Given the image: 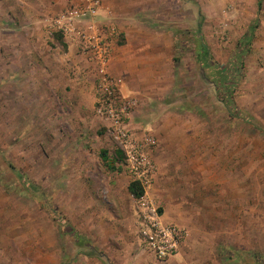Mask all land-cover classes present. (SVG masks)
Here are the masks:
<instances>
[{"label":"rangeland","instance_id":"rangeland-1","mask_svg":"<svg viewBox=\"0 0 264 264\" xmlns=\"http://www.w3.org/2000/svg\"><path fill=\"white\" fill-rule=\"evenodd\" d=\"M99 1L112 47L123 42L115 20L134 12L145 29L174 36L172 70L153 93L137 95L129 120L154 139L160 211L185 239L167 262L141 252L130 201L126 211L103 203L108 171L123 172L108 162L107 124L93 109L41 103L44 91L36 104L14 82L15 62L28 58L27 35L45 36L40 62L66 50L45 21L77 0H0V264H131L137 249L148 264H264V52L251 42L243 49L227 96L231 115L215 88L222 74L195 55L201 38L217 66L234 65L247 21L264 19V0ZM91 85L93 96L95 79Z\"/></svg>","mask_w":264,"mask_h":264},{"label":"crops","instance_id":"crops-1","mask_svg":"<svg viewBox=\"0 0 264 264\" xmlns=\"http://www.w3.org/2000/svg\"><path fill=\"white\" fill-rule=\"evenodd\" d=\"M257 2L255 3L257 4ZM252 11V18H254L257 15L258 6L253 5ZM121 18V21L115 20L114 23L123 42L121 45L116 44L112 47L108 70L116 81L120 94L124 97L136 99V97L138 98L137 95L141 97L153 93L151 88L163 83L162 71L172 70L174 36L172 32L151 29V26L149 29H145L140 20L136 18L135 12L130 16H121ZM251 21L252 19L247 21V23L249 22L247 28L250 27ZM257 23L249 47L250 50L263 53L264 19L257 20ZM44 37L43 32L40 31H37V34L32 32V36H26L31 45L26 53L28 58L26 56L23 58L22 56V60L15 62V84L22 90L21 92L29 95L30 100L35 101L36 104L40 93H45L46 97L41 99V103L52 101L55 105L58 104L59 109L62 111L73 108L80 109L85 113L92 112L93 96L91 83L95 79V65L90 60H87L77 49L67 46L66 50L61 52V55H58L59 52L57 51L56 54H51V59L46 60L45 57L44 62H40V51L36 47L39 43H43ZM36 39L37 42L35 41ZM38 70H42L44 73L41 78ZM40 86L42 87L39 88ZM45 88L47 91H45ZM145 99L150 101L154 98L149 96L145 97ZM130 128L136 136H140L141 130L133 128L131 122ZM116 168L118 169V167ZM128 184V177L124 172L118 170L108 171L104 181V192L106 190V195L103 198V203L106 201L108 204L113 203V207L118 211L122 208L126 211L127 206L125 203L127 200L130 201L131 210H129L132 211L133 226L131 236L132 239H137L134 200L128 193ZM155 184L151 192L157 202H161L155 191ZM124 216L125 214L122 215V217ZM165 221L170 222L167 219ZM118 230L119 232L122 231L121 225H118ZM138 247L140 246L138 245ZM146 259L148 261L151 260L150 256H144L137 249V252L133 254L131 264H148Z\"/></svg>","mask_w":264,"mask_h":264},{"label":"built area","instance_id":"built-area-1","mask_svg":"<svg viewBox=\"0 0 264 264\" xmlns=\"http://www.w3.org/2000/svg\"><path fill=\"white\" fill-rule=\"evenodd\" d=\"M99 0H77L70 7L46 19L47 33H57L67 47H74L95 65L93 112L104 121L106 133L112 139V159L123 170L129 183L139 184L142 195L134 200L137 241L143 252L157 261L167 262L178 253L186 231L167 222L151 190L157 168L151 159L155 142L142 130L136 136L130 128V116L136 99L120 94L118 85L109 73V60L114 44V29L98 21ZM106 27L107 30H104Z\"/></svg>","mask_w":264,"mask_h":264},{"label":"trees","instance_id":"trees-1","mask_svg":"<svg viewBox=\"0 0 264 264\" xmlns=\"http://www.w3.org/2000/svg\"><path fill=\"white\" fill-rule=\"evenodd\" d=\"M257 6L259 9V1L257 2ZM257 27V20H254L250 27L248 28L247 32L244 34V36L240 39L238 42V49L236 53L234 54V60L236 63L234 65L229 64L228 68H224L217 66V64L213 61L212 57L208 54L206 46L204 45L203 41L201 38L197 39L196 47H195V52H196V57H202L208 62L211 63L210 67L214 70L215 72H218L219 74H222V78H218L217 81H215V88L218 92V94L224 95L225 98L219 99L220 102L225 106L226 110L228 113L231 115V98H228L227 96L233 92L234 87H235V77L238 75L239 70L241 69L240 66V60L243 56V49L246 48L247 45L251 42L253 39V32L255 28ZM60 37V36H58ZM237 57V59H236ZM176 61V59H174ZM238 63V64H237ZM106 157V152L103 151L101 153V160H104ZM110 164V167L113 169L114 166L113 164L115 161L111 159V161H108ZM116 166V165H115ZM128 193L133 197V198H139L142 195V189L137 183H132L130 182L127 187ZM62 223V221H61ZM68 228V227H67Z\"/></svg>","mask_w":264,"mask_h":264}]
</instances>
